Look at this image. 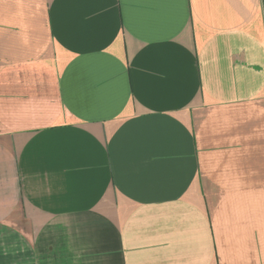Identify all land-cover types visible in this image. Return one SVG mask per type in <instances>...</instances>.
I'll list each match as a JSON object with an SVG mask.
<instances>
[{"label":"crops","instance_id":"0c3cea01","mask_svg":"<svg viewBox=\"0 0 264 264\" xmlns=\"http://www.w3.org/2000/svg\"><path fill=\"white\" fill-rule=\"evenodd\" d=\"M0 264H264V0H0Z\"/></svg>","mask_w":264,"mask_h":264}]
</instances>
